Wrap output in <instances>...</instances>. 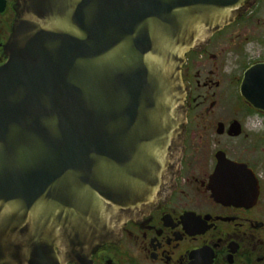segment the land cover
I'll return each mask as SVG.
<instances>
[{
	"label": "water",
	"instance_id": "1",
	"mask_svg": "<svg viewBox=\"0 0 264 264\" xmlns=\"http://www.w3.org/2000/svg\"><path fill=\"white\" fill-rule=\"evenodd\" d=\"M246 1L20 0L0 67V264L103 243L121 211L88 213L149 189L181 141L187 52Z\"/></svg>",
	"mask_w": 264,
	"mask_h": 264
},
{
	"label": "flooded vegetation",
	"instance_id": "2",
	"mask_svg": "<svg viewBox=\"0 0 264 264\" xmlns=\"http://www.w3.org/2000/svg\"><path fill=\"white\" fill-rule=\"evenodd\" d=\"M20 0H0V67ZM186 121L103 243L49 264H264V0L187 52ZM234 202V203H233ZM87 214V215H88Z\"/></svg>",
	"mask_w": 264,
	"mask_h": 264
}]
</instances>
